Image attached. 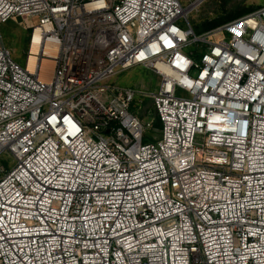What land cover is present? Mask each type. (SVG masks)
Masks as SVG:
<instances>
[{"label": "built area", "instance_id": "2783aa9c", "mask_svg": "<svg viewBox=\"0 0 264 264\" xmlns=\"http://www.w3.org/2000/svg\"><path fill=\"white\" fill-rule=\"evenodd\" d=\"M185 1L0 0L58 48L46 80L0 44V264H264V7L198 36Z\"/></svg>", "mask_w": 264, "mask_h": 264}, {"label": "rangeland", "instance_id": "374dc122", "mask_svg": "<svg viewBox=\"0 0 264 264\" xmlns=\"http://www.w3.org/2000/svg\"><path fill=\"white\" fill-rule=\"evenodd\" d=\"M184 5L188 3L181 0ZM264 7V0H208L198 10L189 16L190 23L200 36L209 32V26L219 20L234 21L240 12L256 11ZM39 24V19L28 21L11 19L0 25V44H3L12 54V58L20 66H25L30 53L32 27ZM186 28L184 23L180 24ZM211 31V30H210ZM115 83L124 88H132L137 92H154L157 89L159 79L150 71L141 67L122 73L114 79ZM132 111L139 117L146 128L144 142L158 140L161 136V128H157L159 122L154 102L152 99L137 95ZM14 162L8 155L0 157V168H12Z\"/></svg>", "mask_w": 264, "mask_h": 264}, {"label": "bare ground", "instance_id": "6f19581e", "mask_svg": "<svg viewBox=\"0 0 264 264\" xmlns=\"http://www.w3.org/2000/svg\"><path fill=\"white\" fill-rule=\"evenodd\" d=\"M39 40H40L39 36L38 34H36L33 47L30 53L29 68L30 69L34 68L35 65L37 64L36 62L39 61L40 63H42V66H43L42 76L44 79L47 80L52 76L54 72V67H55L54 59L57 58L58 48L55 44H53L52 42H49L46 45V54L37 61L33 55L38 54V52L43 49V48L39 49L38 47Z\"/></svg>", "mask_w": 264, "mask_h": 264}, {"label": "trees", "instance_id": "16d2710c", "mask_svg": "<svg viewBox=\"0 0 264 264\" xmlns=\"http://www.w3.org/2000/svg\"><path fill=\"white\" fill-rule=\"evenodd\" d=\"M251 12H253V11L248 10V11L240 12V13H238L236 16H234L233 19H235V18H237V17H240V16L243 17V16H245V15L251 13ZM238 19H239V18H238ZM226 23H228V21L225 20V19H223V20H219V21H216V22H214L213 24H211V25L209 26V31H210V30H213V29H216V28H218V27H220V26H222V25H224V24H226ZM133 110H134V108H133ZM156 127L159 128V129L161 128V123H160V121L156 124Z\"/></svg>", "mask_w": 264, "mask_h": 264}]
</instances>
